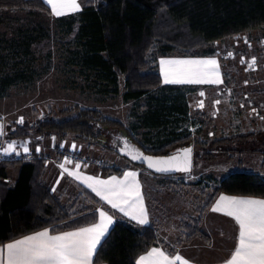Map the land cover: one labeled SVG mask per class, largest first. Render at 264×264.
<instances>
[{
  "label": "trees",
  "instance_id": "1",
  "mask_svg": "<svg viewBox=\"0 0 264 264\" xmlns=\"http://www.w3.org/2000/svg\"><path fill=\"white\" fill-rule=\"evenodd\" d=\"M19 11L51 16L43 0H0V13ZM55 19L64 32H74L75 49L70 52V65L80 73H93L96 87L105 93L119 94L122 81L125 103L144 99L135 110L143 109L138 119L140 126L147 129L143 135L150 147L136 138L133 132L138 130L137 126L129 128L94 107L65 109L60 118L45 117L35 123L4 126L3 139L54 135L61 141L72 135L80 141L112 149L106 140L114 132L128 137L149 154L164 155L194 142L190 128H179V123L188 118L184 87L163 84L155 55L193 57L198 49H206L215 42L264 30V0H83L78 13ZM22 44L23 48L29 46ZM9 48L12 55H20L17 46L10 44ZM0 61H4L1 56ZM19 64L22 62L0 63V73L7 67L14 68L13 74H0V97L18 76L15 69ZM251 136L224 138L212 145ZM215 153L216 150H197L193 163L201 158L213 159ZM15 167L20 172L17 181L12 186L3 184L6 172ZM106 170L121 173L115 167ZM261 170L264 171V161ZM42 172L44 160L0 161V245L41 229L59 231L96 221L97 215L91 208L77 212L76 201L63 205L53 196L40 183ZM221 193L264 198V179L252 173L234 172L216 181L196 202L193 209L196 218L181 224L180 243L189 244L197 237L206 239L201 221ZM115 217L116 222L99 245L93 264H135L139 255L157 245L153 225L141 226L117 213Z\"/></svg>",
  "mask_w": 264,
  "mask_h": 264
},
{
  "label": "rangeland",
  "instance_id": "2",
  "mask_svg": "<svg viewBox=\"0 0 264 264\" xmlns=\"http://www.w3.org/2000/svg\"><path fill=\"white\" fill-rule=\"evenodd\" d=\"M62 29L55 17L46 14L0 13V49H3L0 56L4 60L0 63L22 62L15 69L18 76H13V84L0 97V118L4 126L35 123L45 117L60 118L65 109L94 107L129 128L137 126L138 130L133 133L149 148L147 136L143 135L147 129L140 126L138 119L143 109L135 110L144 99L123 102L122 81L117 95L99 90L93 73H80L70 65V52L75 49L74 32L67 34ZM22 42L28 43V48H23ZM10 44L17 46L20 55L10 53ZM24 49L26 51L22 52ZM195 54L193 57L155 55L163 84L164 72L169 71V66L161 65L160 61L174 59H215L221 81L175 85L184 87L188 106V118L179 123V128H190L193 132L194 152L216 150L215 157L198 159L192 172L172 180L174 184L166 183L168 179H153L147 171H142L146 174L142 180L147 198L156 202L153 205L157 204V212L163 216L164 224L173 227L182 219L195 217L196 202L215 186L216 181L230 173H252L264 178V172H261L264 161V30H253L215 42L206 49H198ZM13 70L7 67L4 72L13 74ZM209 71L208 78H215V72ZM200 101H203V107H199ZM21 118L23 123L19 122ZM103 132L107 134V131ZM249 134L253 136L246 140L212 145L213 141ZM51 137L56 139L54 135L29 138L50 143ZM107 137L110 147L112 138ZM73 142L82 146L84 155H98L106 166L129 165L126 159L96 143L83 142L72 135L65 143L69 147ZM45 156L51 157L50 154Z\"/></svg>",
  "mask_w": 264,
  "mask_h": 264
},
{
  "label": "snow or ice",
  "instance_id": "3",
  "mask_svg": "<svg viewBox=\"0 0 264 264\" xmlns=\"http://www.w3.org/2000/svg\"><path fill=\"white\" fill-rule=\"evenodd\" d=\"M43 3L51 6V12L55 16L64 15L66 9L74 12L80 9L77 0H43ZM231 55L229 53V56ZM160 63L169 66V71L164 72L165 84H216L221 82L219 73L216 71L218 65L215 59H174L161 60ZM252 63H255L254 59ZM209 69L215 72V78H208ZM200 95L203 96L204 93L201 92ZM199 107H203V101H200ZM19 122L23 123V118ZM72 148L75 149L76 146L73 144ZM13 150L14 145L9 143L8 148L4 149V154H9ZM28 151L29 149L25 147L24 152ZM36 151H39V148ZM190 155L191 149H184L182 157L173 156L156 160L149 157V167L162 173L172 170L189 171ZM132 158L137 159L138 157L133 156ZM66 162L71 163L67 158ZM60 167L64 168V164ZM79 167L80 165L76 164V168L79 169ZM68 174L87 182V187L97 196L112 209L130 217L131 221L139 225L149 224L135 172L124 173L122 180L114 176L109 180H99L89 176L81 177L75 172ZM96 211L99 215V223H94L90 227L59 234H50L49 229H44L3 245L0 247V264H93L98 245H101L102 240L106 238L109 226L113 223L112 216L106 211L102 209ZM212 211H224L239 226L237 244L227 264H264V199L222 196ZM51 231L55 232V229ZM177 262L187 264V261L179 255L169 258L164 251L153 248L146 255L140 256L135 264H177Z\"/></svg>",
  "mask_w": 264,
  "mask_h": 264
},
{
  "label": "crops",
  "instance_id": "4",
  "mask_svg": "<svg viewBox=\"0 0 264 264\" xmlns=\"http://www.w3.org/2000/svg\"><path fill=\"white\" fill-rule=\"evenodd\" d=\"M82 1L83 0H77V3L80 5L79 11L81 10ZM48 6L51 11V6L50 5ZM79 11L74 12L71 11L70 9H66L65 14L61 16H55L51 12V17H55V18L63 17L70 14L78 13ZM169 85H178V84H169ZM198 132H200V130H198L197 133ZM51 139L52 141L50 143L49 142L39 143L38 140L43 141L40 138L39 139L25 138L21 140H11V141L2 138L0 140V145L3 148V151L4 149L8 148L9 143H12L14 145V150L11 151L10 153H25L24 148L27 147L29 149L28 152H33V153L41 152L42 155L50 154L51 157L48 156L46 161L44 160V172H42L41 174L40 183L45 188H47L53 196L58 198L63 205H71L73 202L76 201L74 207L77 212L82 209L91 208L92 211L95 212L97 215L96 221L87 225H81L71 229H64L55 232H52L50 228H45L50 230V234H59L61 232L75 231L83 227H90L94 223H99V215L98 212L96 211L97 209H102L112 216L113 223L112 225L109 226V231L116 222L115 213L120 214L123 217L131 220L130 217L125 216L123 213H120L118 210L112 209L110 205H108L104 200H102L99 196H97L95 192H93L90 188L87 187V182L76 179L75 176L69 175L68 174L69 172L79 173L81 177L89 176L99 180H109L113 176L116 177L118 180H122L124 179V173L135 172L137 174L136 182L139 184L140 194L143 198V205L148 214V219H149V224L141 225V226L153 225L157 232V245L151 247L148 251L139 255V257L142 255H146L153 248H158L164 251L165 254L169 256V258H174L176 255H179L183 260L187 261V264H227V261L230 259L231 254L233 253L234 248L237 244L239 226L235 222V220L232 217L227 216L224 211L214 212L212 211V208L215 207L216 203L219 201L220 197L222 196L227 198L264 199L258 197H250V196L228 195L224 193L219 194L212 203L210 209L204 214L201 221V231L206 236V239L197 237L189 244L180 243L179 239L181 232L180 229L181 224L183 222H187L188 219L190 220L191 218L192 219L196 218V216L195 217L191 216L186 220L182 219L179 222V224H177L174 227L171 224H167V225L164 224L163 216L160 213L158 214L157 212L158 209L157 204L153 205L156 202L152 203L150 199L147 198V195L145 193V188L142 179H143V175L145 177L146 174H143L142 172L143 170L137 169L131 166L130 164L129 165L126 164L123 167H117L115 165L106 166L102 161H100V158L97 157L98 155L95 157L88 156L87 154L84 155L82 146L76 142L71 143V145L67 147L65 143L67 139L61 141L56 140L57 138L55 139L54 137H51ZM242 140H246V139H242ZM73 144L76 146L75 149L72 148ZM61 145H63V147H61ZM37 148H39V151H36ZM57 148L59 150L56 151ZM106 149L109 152L116 153L109 148ZM75 155L83 157L84 162L82 163L74 162L72 160V156ZM66 158L67 160H70L71 163H67ZM61 164H64V168L60 167ZM76 164L80 165L79 169L76 168ZM108 167H115L121 169V173L109 172L106 170ZM65 169H67V171H65ZM261 172L264 171L261 170ZM6 173H7V177L2 179V183L6 184L7 186L14 185V183L17 181L19 177V173H20L19 167H15ZM147 173H149L148 174L149 177L153 179H163V180L168 179L166 180L167 181L166 183L168 184L171 183L174 184L172 180L177 178V177L157 176V175L156 177L153 176L148 171ZM53 189L55 190L53 191ZM91 196H93L96 200H98L99 204H96V202L94 201L95 199L92 198ZM135 223L138 224L137 222ZM42 230L44 229H41L39 231ZM23 237L24 236L19 237L17 239H21ZM3 245H0V247H2ZM139 257L136 259V261L139 259ZM177 264H180V262H177Z\"/></svg>",
  "mask_w": 264,
  "mask_h": 264
},
{
  "label": "water",
  "instance_id": "5",
  "mask_svg": "<svg viewBox=\"0 0 264 264\" xmlns=\"http://www.w3.org/2000/svg\"><path fill=\"white\" fill-rule=\"evenodd\" d=\"M0 131H2V135H0V140L4 136V123L3 120L0 118ZM184 149H191V155L189 158L190 161V170L189 171H177V170H172L166 173L158 172L155 170V168H150L149 167V160L148 158H152L153 160L156 159H167L169 157L173 156H183V150ZM111 150L115 151L119 156L123 157L124 159L130 161L131 163H134L136 165L143 166L145 170L148 172L157 175V176H174V175H184V174H189L193 170V161H194V149L193 145H187L183 147H178L172 151H170L167 154L164 155H153L145 152L143 149H141L138 145H136L134 142H132L128 137L122 136L121 137V144L118 147H113ZM136 156L138 157L137 159H133L132 157ZM142 157V158H141Z\"/></svg>",
  "mask_w": 264,
  "mask_h": 264
},
{
  "label": "built area",
  "instance_id": "6",
  "mask_svg": "<svg viewBox=\"0 0 264 264\" xmlns=\"http://www.w3.org/2000/svg\"><path fill=\"white\" fill-rule=\"evenodd\" d=\"M39 159V160H45L48 158L45 155H42L41 152H27V153H9L4 154L3 148L0 145V161H29L32 159ZM72 160L74 162L82 163L84 162V158L78 155L72 156Z\"/></svg>",
  "mask_w": 264,
  "mask_h": 264
},
{
  "label": "flooded vegetation",
  "instance_id": "7",
  "mask_svg": "<svg viewBox=\"0 0 264 264\" xmlns=\"http://www.w3.org/2000/svg\"><path fill=\"white\" fill-rule=\"evenodd\" d=\"M109 137L112 138L111 139L112 146H110L111 148L118 147L121 144V137L122 136L111 134ZM106 142H107V140H106Z\"/></svg>",
  "mask_w": 264,
  "mask_h": 264
}]
</instances>
